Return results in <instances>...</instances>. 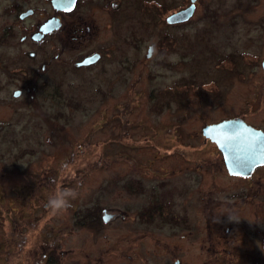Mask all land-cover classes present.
Segmentation results:
<instances>
[{"label":"rangeland","instance_id":"obj_1","mask_svg":"<svg viewBox=\"0 0 264 264\" xmlns=\"http://www.w3.org/2000/svg\"><path fill=\"white\" fill-rule=\"evenodd\" d=\"M163 1L170 4L164 19L187 5V0ZM142 3L137 0L139 7ZM88 7L80 10L76 23L89 28V36L75 41L56 60L58 64L68 57L77 60L97 47L110 56L90 67L72 68L57 79L44 74L41 85L46 90L36 94L42 118L26 108L15 112L10 105L0 106V264H22L18 240L10 245V262L4 260L8 246L3 238L9 224L17 222L23 200L37 223L27 230V251L36 241L56 240L57 250L50 256L55 264H100L101 250L130 241L131 224L124 223V209H136L154 197L166 200L168 188L193 187L198 178L196 161L203 164V182L209 183L211 170L220 164L207 152L210 148L203 147L206 152L200 153L199 129L212 120L242 116L250 102L248 94L264 86L260 66L264 0H197L189 21L166 28L158 22L147 26L150 16L134 15L129 8L130 12L123 11L126 17L118 35L105 10ZM114 34L116 40L111 42ZM173 38L175 43L168 45ZM9 59L10 68L19 62ZM249 71H255L250 79ZM213 86L220 88L216 99L195 93L197 87L210 91ZM15 87L10 83L6 92ZM57 127L62 130L57 132ZM54 170L59 175L55 190L38 189L42 173ZM56 186L75 188L78 195L67 211L53 215L47 201ZM136 187L142 189L138 195ZM102 209L123 215L104 223ZM97 211L102 221L98 233L81 227L80 218L89 219L88 213ZM107 211L104 214L109 215ZM127 217L129 221L132 216ZM148 239L141 246L151 251ZM152 256L151 264L160 261L157 254Z\"/></svg>","mask_w":264,"mask_h":264},{"label":"flooded vegetation","instance_id":"obj_2","mask_svg":"<svg viewBox=\"0 0 264 264\" xmlns=\"http://www.w3.org/2000/svg\"><path fill=\"white\" fill-rule=\"evenodd\" d=\"M92 5L110 15L113 31L117 35L125 21L123 11L130 12L129 8L134 15L150 16L151 20L146 21L147 26L156 25L158 21L155 15L161 10L166 12L163 0H143L140 7L137 0H0V95H6L0 96V106L10 105L15 112L26 108L33 116L42 118V104L36 100V94L43 95L46 90L41 85L44 74L57 79L72 68L90 67L102 56H110L109 53L104 55L102 47H97L95 51L80 55L77 60L68 57L59 64L56 60L75 41L82 42L89 36V28L83 29L81 22L76 21L81 20L80 10L85 6L91 10ZM190 5L191 1L188 4L187 0V5L185 3L167 17ZM166 18L165 23H159L165 28ZM185 22L170 25L179 26ZM117 35L114 34L111 42H115ZM149 47L153 51L155 44ZM8 58H19V62L10 68ZM26 58H33L35 63L30 62V65ZM86 58H93V62L79 66ZM260 66L264 76L262 62ZM247 74L250 79L255 71ZM10 83L16 84V89L11 93L6 92L9 91ZM55 89L56 86L52 93H55ZM219 91L218 86L211 87L210 91L197 87L195 93L202 98L216 99ZM247 100L250 102L243 107L242 116L212 120L199 129L202 142L197 148L200 153L206 152L203 147L210 148L207 152L216 156L220 164L219 168L211 170L209 183L203 182V164L196 161L194 170L198 178L193 187L168 188L166 200L154 197L141 207L124 209V215L102 209L101 219L104 223V211L109 213L110 220L123 215L125 225L131 224L129 231L132 236L127 237V241L130 240L127 245H114L101 250L98 257L100 264H151L153 253L161 261L154 264H264V86L255 88L248 94ZM234 118L241 119L246 130L252 129L260 134L253 141L250 139L251 134L244 139L242 175L231 174L225 164L224 149H228V146L221 143L222 150L216 141L203 133L206 126ZM133 191L134 195H138L142 189L136 187ZM174 191L177 193L174 194ZM131 210H134L133 215ZM91 215L96 213H88L89 219ZM125 216L132 217L127 221ZM80 220L87 222L88 219L81 217ZM146 238L153 244L151 251L141 246L142 240ZM155 238L159 241H155ZM51 241V251H56L57 241ZM36 242L32 254L22 253V264L42 262L40 252L43 242ZM49 264H55L54 260Z\"/></svg>","mask_w":264,"mask_h":264},{"label":"trees","instance_id":"obj_3","mask_svg":"<svg viewBox=\"0 0 264 264\" xmlns=\"http://www.w3.org/2000/svg\"><path fill=\"white\" fill-rule=\"evenodd\" d=\"M169 6H170V4H166V12H163L161 10L160 13L155 15V18H156L155 20L158 21V24L159 23H163V22L165 23V19L163 18V16L165 14H167V11H170V9L167 8ZM166 17H167V15H166ZM166 39L167 38H166V34H165L164 35V40H165L164 47H166ZM168 42H169L168 45H173L175 43V40H174V38L172 39V41H171V39H168ZM159 46H161V45H159ZM160 49H161V52L166 51L165 48L160 47ZM170 92H171V90L167 89L165 91V94L170 93ZM167 96H169V94H167ZM184 101H185V99L183 97H180V102H184ZM56 130H57V132H60L62 130V127H57ZM63 156L64 157H68L67 154H65ZM56 172L57 171L54 170V172H51V173H47V172L42 173V177H41L42 182H40L38 184V186H36V187H38V189H41V190H44V189H46L48 187H51L52 189L55 190L56 183L54 181L59 179V175ZM73 178L74 179H78V175L74 174ZM65 180H66V178H65ZM18 187H20V186L14 187L12 189L15 190ZM21 189H23V188L21 187L20 189H18V191L21 190ZM57 189H58V186H56V190ZM26 201L27 200H23L22 201L24 206L19 210V213L15 210L14 207H12V209H11L14 213L17 212L18 220L15 219L17 222H13V224L12 223L9 224L8 231H7L6 235H5V238H3L5 247L8 246L7 249H6V254L7 255H5V259H4L8 263L10 262V256L12 255L11 253H9V250H12L11 248L13 247V246L10 247V245L12 244V245L15 246V244H16L15 242L17 240H18V243H19V262L21 261V255H22L23 252H25L27 255H29L33 251V248L30 249V251L26 250L27 230H29L32 227L34 228V226L37 223L34 222V217H32V215H30L29 211H30V207L31 206L30 205L28 206V204H26ZM99 215H100L99 213H96V215H94V216L91 215L92 217L90 219H88L87 222H86V220H83L84 222L80 223L81 227H88L89 230H93V232L98 233V231L100 229L99 226L102 225V221H101ZM31 223H34V224H31ZM51 243H52V241H49V242L44 243L41 246L42 250H41L40 254L42 256V261L44 262V264H49L50 261H52L50 256H51V254L54 251H51L52 244H53V243L52 244ZM27 263H29V259H28Z\"/></svg>","mask_w":264,"mask_h":264},{"label":"water","instance_id":"obj_4","mask_svg":"<svg viewBox=\"0 0 264 264\" xmlns=\"http://www.w3.org/2000/svg\"><path fill=\"white\" fill-rule=\"evenodd\" d=\"M191 5L179 12L171 14L166 18L167 24H177L187 21L194 11L195 0H190ZM152 48H148L147 57L150 56ZM93 62V58H86L79 66L88 65ZM262 67L264 69V59L262 61ZM246 125L239 118H234L228 121H223L216 125L206 126L203 129V133L206 137L216 141L221 147V143L228 146V149H224V161L231 174L242 175L244 173V139L248 136L253 141L255 137H259V133L252 129L246 130ZM222 148V147H221ZM223 150V148H222ZM111 216L104 214L103 220L106 222Z\"/></svg>","mask_w":264,"mask_h":264},{"label":"clouds","instance_id":"obj_5","mask_svg":"<svg viewBox=\"0 0 264 264\" xmlns=\"http://www.w3.org/2000/svg\"><path fill=\"white\" fill-rule=\"evenodd\" d=\"M78 192L75 188H59L47 201V208L55 215L67 211L71 207V202L77 198Z\"/></svg>","mask_w":264,"mask_h":264}]
</instances>
